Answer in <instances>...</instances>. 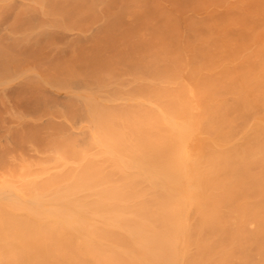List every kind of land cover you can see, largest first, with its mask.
<instances>
[{"label":"bare ground","instance_id":"obj_1","mask_svg":"<svg viewBox=\"0 0 264 264\" xmlns=\"http://www.w3.org/2000/svg\"><path fill=\"white\" fill-rule=\"evenodd\" d=\"M0 5V264H264V0Z\"/></svg>","mask_w":264,"mask_h":264},{"label":"rangeland","instance_id":"obj_2","mask_svg":"<svg viewBox=\"0 0 264 264\" xmlns=\"http://www.w3.org/2000/svg\"><path fill=\"white\" fill-rule=\"evenodd\" d=\"M0 6H1V5H0ZM8 16H11V15H8ZM5 18H6V17H5ZM5 18H4V21L6 22V21L8 20V18H7L6 20H5ZM11 19L13 20V17H12V18H9V21H10ZM2 20H3V19H2ZM4 21H3V22H4ZM3 22H2V23H3ZM5 22H4V23H5ZM10 22H11V21H10ZM0 23H1V21H0ZM2 23H1V24H2ZM4 23H3V24H4ZM6 23H7V22H6ZM6 23H5V24H6ZM8 23H9V22H8ZM3 24H2V25H3ZM5 24H4V26H5ZM2 25H1V26H2ZM6 25H7V24H6ZM1 26H0V27H1ZM5 27H6V26H5ZM5 27H4V28H5ZM2 29H3V26H2ZM0 31H1V30H0ZM4 32L6 33V29H3V30L1 31V33H4ZM5 33H4V34H5ZM7 33H8V32H7ZM0 35H2V34H0ZM14 85H15V87H12V86H14ZM16 86L18 87V85L16 84V82H14V83H12V84H10V85H8V86L6 87L8 90H7L6 88H5L6 90H3V89L0 88V93H1V94H0V97L3 96V97L5 98L6 96H8V97L6 98V101H7L8 98H12V99H13L12 104H13V103H14V98H13V96H14V93H15L14 89L16 88ZM9 88H12V89H9ZM1 90H3V91H1ZM15 90H16V89H15ZM48 90H50L55 96H57V97H59V98L62 97V96L64 95V92H63V91L61 92V91L55 90V89L50 88V87L48 88ZM5 92H6V95H5ZM2 94H3V95H2ZM1 95H2V96H1ZM4 95H5V96H4ZM12 95H13V96H12ZM3 97H2V98H3ZM8 101H11V99H9ZM15 103H16V102H15ZM17 105H18V103H17ZM18 106H20V108H22L20 104H19ZM18 106H16V107L18 108ZM12 107H14V104L12 105ZM0 108H2V106H1ZM3 108H4V107H3ZM3 108H2V110H3ZM20 108H19L18 110H21ZM23 108H24V107H23ZM26 108H27V107H26ZM26 108H25V109H26ZM14 109H15V108H14ZM27 110H28V108H27ZM30 110H31V109H30ZM23 111H26V110L23 109ZM26 113H27V112H26ZM31 113H33V112H31ZM29 114H30V111H29ZM7 115H8V114H7ZM4 116H5V115H4ZM4 116H3V117H4ZM3 119L5 120V122L10 121V116H9V117L6 116V118L4 117ZM8 119H9V120H8ZM3 123H4V122H3ZM3 125H4V124H3ZM3 125L0 124V130L2 129V131H4V127H2ZM5 131H6V130H5ZM4 133H5V132H4ZM2 134H3V133H2ZM5 134H6V133H5ZM1 136H2V135H1ZM3 136H4V138H5V136H7V134H6V135H3ZM3 136H2V137H3ZM2 139H3V138H2ZM4 140H6V139H4Z\"/></svg>","mask_w":264,"mask_h":264}]
</instances>
